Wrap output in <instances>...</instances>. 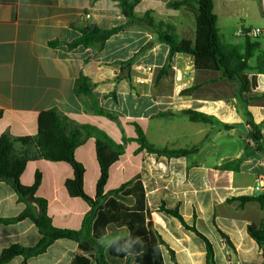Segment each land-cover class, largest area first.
<instances>
[{"label": "crops", "instance_id": "crops-1", "mask_svg": "<svg viewBox=\"0 0 264 264\" xmlns=\"http://www.w3.org/2000/svg\"><path fill=\"white\" fill-rule=\"evenodd\" d=\"M179 1L138 0L134 10L138 16L149 12L155 21L171 24L177 35L194 40V14L184 6L168 5ZM214 13L228 43L244 47L249 37L257 44L246 70L256 78V86L241 96L236 82L221 72L196 70L188 54H176L160 75L169 47L158 42L149 25H130L102 47L70 48L85 26L111 29L127 22L116 0H0V136L36 135L41 112L52 108L79 125L98 128L123 147L109 169L104 193L139 176L154 231L174 251L177 264V259L208 264L207 247L176 217L161 212L163 204L177 208L186 223L209 240L215 263L264 264L263 249L247 230L250 224L261 225L264 207L257 201L242 205L236 200L264 195V190L255 189L264 179V74L256 69L257 55L264 54V37H250L251 28H264V12L260 0H214ZM54 41L58 44L51 46ZM80 77L90 81L91 96L75 95ZM189 111L205 115L207 121H193ZM251 121L263 136L262 148L250 137ZM138 129L158 150L191 152H148L137 140ZM74 157L85 168L84 192L95 198L101 176L96 139L87 138ZM38 173L41 182L34 198L45 202L52 225L80 230L91 206L66 189V181L74 178L72 166L29 161L20 183L33 186ZM27 207L8 183L0 181V219H15ZM108 234L109 244L128 232L110 226ZM41 239L30 218L0 222V255L12 246L33 248ZM162 250L165 264L168 258L172 261L167 248ZM77 255L89 258L77 243L59 239L25 263L18 256L5 264H71Z\"/></svg>", "mask_w": 264, "mask_h": 264}, {"label": "trees", "instance_id": "trees-1", "mask_svg": "<svg viewBox=\"0 0 264 264\" xmlns=\"http://www.w3.org/2000/svg\"><path fill=\"white\" fill-rule=\"evenodd\" d=\"M116 1L127 18L125 24L111 29H101L96 25L85 26L81 30V36L70 43L69 47H102L110 37L124 31L130 25L145 24L154 29L158 42L169 47V55L160 75L166 73L176 54H188L193 57L196 70L221 72L223 77L236 82L238 84L237 93L240 96L250 92L256 86V78L249 77L246 70L250 68L249 61L255 55L257 44L249 37L244 47L230 44L225 40L217 25L214 0H182L168 4L175 9L184 6L194 14L196 28L194 40L177 35L171 24L155 21L149 12L138 16L134 10L138 0ZM55 44L58 42H50L51 46ZM256 62V69L264 74V54H258ZM74 93L78 97L91 96L90 81L86 77L77 79L74 84ZM97 111L104 113L102 109H97ZM186 113L193 121H207V117L203 114L193 111ZM2 114L0 110V119ZM250 128V137L262 148L263 136L258 126L251 121ZM90 137L96 139L97 159L101 169L95 198H90L84 192L85 168L74 157L75 149ZM137 140L141 148L148 152L173 156H186L191 152L190 150H158L148 143L140 129H138ZM122 153V145L116 144L104 131L88 125H79L56 108L41 112L38 120V133L34 136L13 137L8 132L2 134L0 136V181L8 183L28 207L19 217L0 219V222L11 223L30 218L35 222L42 239L33 248L12 246L5 249L0 255V264L8 263L18 256H22L25 263L29 258L44 253L59 239L77 243L79 249L89 255V258L77 255L71 264H165L162 246L167 248L172 261L177 264L174 251L154 231L151 210L139 176L116 190L104 193L109 169ZM37 159L67 162L72 166L74 178L66 181V189L71 197L83 198L91 206L80 230L54 227L46 214V204L43 200L37 199L44 208L41 215H38L26 201L28 197H34L40 185L41 176L39 173L36 175L34 185L31 187L22 185L20 176L27 163ZM236 200L242 205L257 201L264 207V195L239 197ZM160 211L176 217L186 229L200 237L207 247V263L216 264L212 244L194 225L190 226L186 223L177 208L168 209L163 204ZM110 226L126 229L127 236H119L108 244L111 237L108 234ZM247 230L264 252V220L259 226L248 225ZM222 236L230 245L228 237L223 233Z\"/></svg>", "mask_w": 264, "mask_h": 264}, {"label": "built area", "instance_id": "built-area-1", "mask_svg": "<svg viewBox=\"0 0 264 264\" xmlns=\"http://www.w3.org/2000/svg\"><path fill=\"white\" fill-rule=\"evenodd\" d=\"M262 10L264 12V0H260ZM250 37L255 40L259 39L260 37H264V28L255 27L250 29ZM256 190H264V179L258 181L255 186Z\"/></svg>", "mask_w": 264, "mask_h": 264}, {"label": "water", "instance_id": "water-1", "mask_svg": "<svg viewBox=\"0 0 264 264\" xmlns=\"http://www.w3.org/2000/svg\"><path fill=\"white\" fill-rule=\"evenodd\" d=\"M124 73H125V75H127L128 74V69H124ZM27 200L30 202V204L32 206H34L37 209V214L38 215H41L43 213L44 208H43V206H42L40 201H38L33 196L28 197Z\"/></svg>", "mask_w": 264, "mask_h": 264}, {"label": "rangeland", "instance_id": "rangeland-1", "mask_svg": "<svg viewBox=\"0 0 264 264\" xmlns=\"http://www.w3.org/2000/svg\"><path fill=\"white\" fill-rule=\"evenodd\" d=\"M177 260H178V264H189L188 261H186V260H184V259H177ZM221 262H222V261H220V260H216V263H217V264H222ZM166 264H173V263H172V261L168 258V259L166 260Z\"/></svg>", "mask_w": 264, "mask_h": 264}]
</instances>
